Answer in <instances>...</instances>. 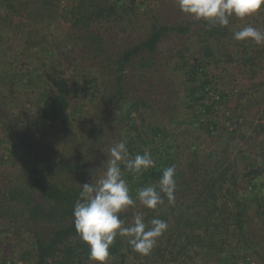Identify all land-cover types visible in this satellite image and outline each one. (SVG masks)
<instances>
[{"label":"trees","instance_id":"16d2710c","mask_svg":"<svg viewBox=\"0 0 264 264\" xmlns=\"http://www.w3.org/2000/svg\"><path fill=\"white\" fill-rule=\"evenodd\" d=\"M146 2L147 0H0V42L8 38L6 33L9 28L23 33L24 36L26 27L30 31L34 25L47 28L58 11H62L65 22L73 30L72 36L67 35L69 42L73 43V36L79 33V37L89 38L88 34L93 33L94 28L102 22L117 21V25L121 24L125 18L136 12L138 5L144 6ZM235 19L239 18H230L227 27L212 25L202 20L205 38L202 40L204 44L201 51L190 54H181L179 51L178 56L174 58L173 68L182 71L184 76L183 92L192 101L196 95L202 97V93H208L215 81L211 71L217 68L221 59L214 56L213 49L209 47L214 40L213 35L227 34L231 27H235ZM45 31L42 33L45 34ZM189 31L188 24H159L155 18L143 38L117 52L118 56L112 60L116 71L119 72L115 79L116 107L120 106L121 99L130 102V98H125L122 89L125 69L136 60L141 69L151 67L154 63L153 54L166 36L182 35ZM32 37V32H29V37L25 40L29 46L33 45L30 43ZM238 46L235 55L223 52L221 57H225V63L236 64L245 71L244 73H251V79L257 74V68H264L259 64L264 50L261 45L255 43H251L250 47L243 44ZM39 50V53L48 51L42 47ZM17 54L13 57L15 61ZM4 56L0 55V63H4L1 68H6L0 73V151H6L7 154L2 160L0 158V165H5L8 159L10 163H13V160L16 163L15 156L19 152L24 153L25 158L21 167L9 170L10 173L5 177L7 181L0 186V226L6 225L0 228V234L13 233L22 240H29L30 247L23 249L18 257L21 264H93L88 257V246L76 234L72 214L82 184L87 182L84 164L60 161L43 155L38 149V144L32 142L35 141L32 137L34 134H26L19 123L11 119L6 104L8 100H12L10 97L20 92L23 87L22 84L15 87V83L22 81L28 86L31 85L33 90L39 89L43 77L39 74L40 68H32L26 76L10 73L13 68L12 57L9 56L4 62ZM44 58H39L42 67L46 65ZM59 60L53 59L56 64H60ZM43 71L47 70L43 68ZM58 71V74L52 76L51 93H40L38 119L29 120L30 124L40 126L47 124V121L57 120L67 123L68 111L71 108V79L62 74L63 70ZM94 81L95 78H92L86 80L85 84ZM257 86L258 84L254 83L251 89L256 90ZM2 89L5 90L4 94ZM218 95L224 96L222 93ZM140 101L142 100L132 101L131 98L125 110L128 113L135 108L139 121L138 125L133 126L134 135L127 143V148L133 157L137 153L150 152L156 166L136 176L121 165L130 195L134 199L138 188L155 184L162 174V169L170 165L176 167L177 190L174 205L169 206L165 199V203L156 210L144 207L142 212L146 213V223L158 217L167 221L168 229L158 239L150 255H135V261H138V264H240L244 256H247L248 249L258 251L260 245L255 240L252 241V247L246 243L249 240L246 233H253L248 222L249 207L241 199H235L234 191L239 184V177H246L248 185L256 188L254 180L264 173V113L253 130L260 141L257 142L260 144L259 148L263 149L260 159L251 161V157L237 147L234 160L224 166V162L219 158L220 153L215 154L212 150L200 156L194 148L192 158L185 167L188 169L185 174L176 161L178 155L177 150L175 152V136L171 138L167 125L157 123L155 118L148 119L140 111ZM251 105L249 103V106ZM206 111L209 109L204 107L203 112ZM174 117L173 114L170 115L169 123L174 121ZM188 119L184 117L185 122ZM213 122L210 124H215L214 129L212 127L206 130L209 134L221 131L219 124ZM198 123L203 124L200 121ZM223 128L228 130V127ZM229 131L231 141L235 133H239V129ZM231 145L230 142L225 143L221 151L226 153L231 149ZM260 162L261 165L258 166ZM239 163L244 168V173L238 169ZM78 172L81 173L79 186L75 185L72 179ZM68 173L71 174L70 181L61 178L60 174ZM248 192L246 190V196ZM222 193L224 197L220 195ZM249 195L257 201L261 209V202H264L262 189L251 190ZM257 211L262 213L259 208ZM130 214L127 209L120 213V217L126 222ZM121 237L118 235L109 249V264H128L129 253H133L129 244H124ZM124 246L128 248L126 251ZM261 257L258 264H264V250ZM10 263L18 264L17 260Z\"/></svg>","mask_w":264,"mask_h":264},{"label":"rangeland","instance_id":"374dc122","mask_svg":"<svg viewBox=\"0 0 264 264\" xmlns=\"http://www.w3.org/2000/svg\"><path fill=\"white\" fill-rule=\"evenodd\" d=\"M146 5H138L136 12L129 16L130 20L125 18L119 25L117 21L102 22L94 28L93 33L88 34L90 39L79 37L78 33L77 36H73V43H70L67 37V35L72 36L73 30L65 22L62 11H58L47 28L34 25L30 31L26 27L24 36L23 33L9 28L6 33L8 38L0 42V55H5L4 62L9 56L12 57L13 68L10 73L26 76L32 68H40L39 74L43 77L39 89L33 90L31 85L28 86L22 81L15 83V87L21 84L23 87L18 86L22 90L10 97L12 100H8L6 104L11 119L18 122L26 134H34L32 137L35 141L32 140V142L38 144V149L43 155L52 156L60 161L83 163L87 176L86 183L95 182L103 174L107 167V159L110 158L109 149L122 140L126 141L127 145L134 135L133 126L139 124L135 108H132V112H125L131 98L132 101L141 99L140 111L148 119L155 118L157 123L167 125L171 138L175 136V152L177 150L178 155L176 161L185 174L188 171L185 167L192 158L194 148L198 150L197 154L200 156L212 150L215 154L220 153L219 158L224 162V166L234 160L237 147L251 157V161L260 159L263 149L259 148L260 144L257 142L260 141L253 130L256 129V124L264 113V68H257V74L250 79L251 73H244L245 71L236 64L225 63V57H221V54L228 52L235 55L239 44L249 47L251 43L254 44L251 40H235L233 33L248 25L264 30V7L251 16L235 19V27H231L227 34L213 35L214 40L209 47L213 49L214 56L221 59L217 68L211 71L215 76L213 89L211 87L208 93H202V97L196 95L192 101L183 92L184 76L182 71L173 68V61L179 51L182 52L181 54L201 51L204 44L202 40L205 38V32L202 29L204 24L202 20H196L182 13L175 0H147ZM155 18L158 19L159 24H188L190 31L182 35L166 36L153 54L154 63L151 67L141 69L136 60L125 69L122 89L125 92V98H130V102L121 99L120 106L116 107L115 79L119 72L116 71L112 60L118 56L119 50L143 38ZM44 30H46L45 34L42 33ZM29 32L33 34L30 40L33 45L30 46L25 41L29 37ZM261 46L264 50V45ZM40 47L48 51L39 53ZM16 53L18 57L15 61ZM263 53L264 51L259 59L261 66H264ZM40 57H45L46 65L43 67L39 62ZM53 59H60V64H56ZM3 64L0 65V73L6 70L1 68ZM43 68L47 71L44 72ZM58 70H63L62 74L71 79L69 95L71 108L68 111L67 123L57 120L47 121V124L43 123L40 126L30 124L29 120L38 119L40 93L42 91L51 93L52 76L55 73L58 74ZM92 78L96 81L86 85L85 81ZM254 83L258 84L256 90L251 89ZM2 90L4 94L5 90ZM219 93L224 96L218 97ZM36 103L37 106H35ZM249 103L252 105L249 106ZM204 107L209 111L203 112ZM171 114L175 117L174 121L169 123ZM184 117L189 119L185 122ZM213 120L219 124L221 131L209 134L206 130L212 127L214 129L215 124H210ZM198 121L203 124L200 125ZM223 127H228V130ZM234 128L239 129V133H235L233 140L230 141L228 132ZM228 142L232 144L231 149L224 153L221 150ZM5 154H7L6 151H0L1 160L6 156ZM24 158V153L19 152L15 156L16 163L14 160L10 163L8 159L5 165H0V181L2 180L0 186L7 181L5 177L10 173L9 170L22 166ZM238 169L242 171L241 173L245 172L241 163L238 164ZM60 176L70 181L71 174H60ZM72 179L75 185L79 186L81 173L78 172L72 176ZM247 182L246 177H239V184L234 194L235 199H241L249 207L248 222L253 233H246L249 237L246 243L252 247V241L255 240L256 243L259 242L260 248L258 251L253 248L248 249L247 256H244L240 264H258L264 250V202H261L260 209L259 204L249 195V192L261 188L264 193V173L254 180L257 184L256 188L249 186ZM246 190L249 191L247 196ZM220 195L224 197L223 193ZM137 203L135 207L128 208L131 214L125 222L126 226L131 225L136 213H141L143 216L146 214L142 212L144 206ZM258 208L262 210V213L259 214ZM2 227L6 225L3 224L0 228ZM121 238L126 244L127 238L123 236ZM29 247L28 239L22 240L13 233L2 232L0 234V264H12L10 263L12 260H17L18 264H21L18 257L23 249ZM123 248L124 251L128 249L127 246ZM133 253H129L128 264L139 263L135 261L134 256L141 255L135 251Z\"/></svg>","mask_w":264,"mask_h":264},{"label":"clouds","instance_id":"9594fccd","mask_svg":"<svg viewBox=\"0 0 264 264\" xmlns=\"http://www.w3.org/2000/svg\"><path fill=\"white\" fill-rule=\"evenodd\" d=\"M175 3L182 13L221 27H227L233 16L243 19L264 7V0H175ZM233 38L264 45V30L248 25L234 32ZM109 156L103 174L95 182L82 184L73 206L76 234L88 246V257L93 264H109V249L118 235L127 238L133 251L142 256L150 255L158 239L167 231V221L155 217L146 223L144 216L136 213L131 225L126 226L120 213L135 207L137 200L151 210L163 205L165 199L169 206L176 202L175 165L163 168L155 184L138 188L136 199H133L121 165L139 176L156 166L154 159L148 151L133 157L123 140L109 149Z\"/></svg>","mask_w":264,"mask_h":264}]
</instances>
